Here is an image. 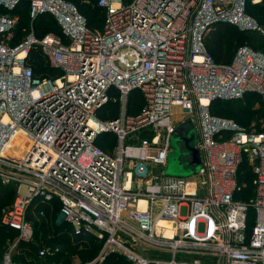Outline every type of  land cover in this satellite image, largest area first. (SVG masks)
I'll use <instances>...</instances> for the list:
<instances>
[{
  "label": "built area",
  "instance_id": "built-area-1",
  "mask_svg": "<svg viewBox=\"0 0 264 264\" xmlns=\"http://www.w3.org/2000/svg\"><path fill=\"white\" fill-rule=\"evenodd\" d=\"M20 1L0 0V182L16 192L0 225L17 232L16 242L29 241L28 213L43 216V205L52 210L55 201L75 234L102 241L94 259L78 264L112 252L131 264H264V131L209 112L212 100L245 93L264 103V53L242 45L218 63L204 46L218 22L263 32L244 9L264 0H93L103 12L98 29L71 0H29L28 31L12 44L11 10ZM41 13L54 17L60 35H35ZM32 48L57 75L33 74L25 64ZM135 89L142 105L129 114ZM109 101L118 110L108 118ZM184 121L194 128L200 166L189 177L167 175L169 139ZM19 132L23 147L14 140ZM104 133L114 134L109 150L96 144ZM243 162L252 171L246 201L236 197ZM15 243L1 264H22L12 258ZM60 248L42 245L37 255Z\"/></svg>",
  "mask_w": 264,
  "mask_h": 264
},
{
  "label": "trees",
  "instance_id": "trees-1",
  "mask_svg": "<svg viewBox=\"0 0 264 264\" xmlns=\"http://www.w3.org/2000/svg\"><path fill=\"white\" fill-rule=\"evenodd\" d=\"M71 1L76 5L78 11L85 18L88 27L92 29H98L101 27L103 12L96 3H92L93 0H91L90 3H86L84 0ZM28 4L29 0H21L19 4L11 10V13L17 16V23L13 29L14 38L12 44L17 43L28 31L30 24ZM245 7L249 8L250 16L255 18L258 25L264 30V1L259 4L246 3ZM231 26L234 25L223 22L214 23L205 33V49L211 54L215 62H229L235 53L236 45L243 41L264 53V32L261 34L258 31H243L241 34H233ZM32 27L37 37H41L47 32L61 34L60 27L56 23L54 17L48 13L37 15L32 21ZM25 60V64L31 67L33 74L36 76L53 77L59 72L57 69L49 66L45 57L37 48H32ZM141 105L142 100L139 91L137 89L132 90L127 99V112L129 114L136 113ZM103 109L109 111L108 118L113 117L117 114L118 102L109 101L105 104ZM209 112L217 117L231 119L247 131H264V103L257 94L245 93L241 97L234 99H214L209 104ZM101 137L96 144L104 150L111 149L114 144V134L104 133ZM103 137L106 138L104 139ZM238 183L239 189L236 193V197L243 201L248 200L253 192L252 171L245 162L240 164ZM14 191L15 188L12 184L0 187V206L2 203L8 204L11 201ZM43 208L45 210L43 216H34L31 212L28 213L33 222V231L38 235L35 234V238L40 240L41 246L58 245L61 247L60 251L63 250L69 254L77 252L82 263L91 261V259L98 253L102 241H98L90 233L75 234L71 229L70 224L58 217L59 204L57 202L54 201L52 210L46 205H43ZM252 213V209L249 208L247 211L249 227L252 223ZM50 220L55 226H51ZM16 234L17 232L15 230L0 225V257L5 241L8 238H13ZM33 237L29 241H19L18 247L20 250L24 251V253L26 251V254L32 256L34 260L41 259L42 263H44L43 258H40L37 255L38 248H35L31 244ZM79 245H83L84 249L78 251ZM116 255V253L106 255L101 264H131L128 259H121ZM21 260L22 262L26 260L24 255Z\"/></svg>",
  "mask_w": 264,
  "mask_h": 264
},
{
  "label": "rangeland",
  "instance_id": "rangeland-1",
  "mask_svg": "<svg viewBox=\"0 0 264 264\" xmlns=\"http://www.w3.org/2000/svg\"><path fill=\"white\" fill-rule=\"evenodd\" d=\"M248 7L247 8L245 7L244 10H245V12L247 14L251 15L249 13V10H248L249 8ZM253 19L258 24L256 19L255 18H253ZM231 30H232L233 34H241V32H243V31H250V32L251 31L257 32L258 31L257 29H242L239 26H231ZM258 32H260L262 34L264 32V30H263V32H262V30H260ZM244 44L248 45L251 48L253 47L252 45H249V44L245 43V41L239 42L236 45V47H235V52H236V50H237V48L239 46L244 45ZM255 50H257V49H255ZM255 105H257V104H255ZM172 118H173V120H176V121L182 118V115L180 113V108L179 107L174 108L173 117ZM169 148H170V150L168 151V154H167V162H166V165L164 167V172L167 171L169 174H174L175 176H181V175L184 176V177L191 176L188 173L190 172V170L192 168L189 167L188 165H185V163L183 161L184 160V156L186 154L184 152L183 142L181 140L177 139L176 135L170 137V139H169ZM176 154L179 155L178 160H174L173 159L176 156ZM3 185H9V184H3V183L0 182V187H2ZM15 197H16V192L14 191L11 201L8 204L2 203V205L0 206V213L5 207H8L15 200ZM178 212H179L180 216H185L186 215V206L183 205V206L179 207ZM38 219H39V217H38ZM50 224H51L52 227L55 226L54 223H52L51 220H50ZM35 234H36L35 231H33L32 237H33V235H34V237L31 240V244L35 248H39L41 246V243H40V240L35 238V236L37 235V234L36 235ZM16 238H17V234L13 238H11V239L8 238L5 241V243H4L3 247H2V252H1V257H0V264H1V258H2L3 253L6 252L10 248V245H12L13 243L16 242ZM100 248L101 247H99V249H98V253L100 251ZM14 249L16 250V252L13 253L12 258L16 262H20L22 264H25V263H31V264H78V263H82V260L80 259L79 254L77 252L74 253V254H69V253H66V252H64L62 250L55 256L46 257L45 259H43L44 263H42L41 259L34 260L32 258V256L26 254V251L24 253V251L20 250L19 247H18V241L15 243V245L13 247V250ZM82 249H84V246L83 245H79L78 246V251H81ZM98 253L96 254V256L98 255ZM109 254H114V253L112 252V253H109ZM23 255L26 258V260L24 262H22V260H21ZM116 256L121 258V259H125L126 258L124 255H122L120 253H117ZM95 257H93V258H95ZM126 260H127V258H126ZM102 262H103V259L101 261H98L97 264H101Z\"/></svg>",
  "mask_w": 264,
  "mask_h": 264
},
{
  "label": "water",
  "instance_id": "water-1",
  "mask_svg": "<svg viewBox=\"0 0 264 264\" xmlns=\"http://www.w3.org/2000/svg\"><path fill=\"white\" fill-rule=\"evenodd\" d=\"M182 131L185 132V137L182 136ZM176 133H177V139L183 140L185 148L191 153L192 157V163L193 168L190 170L188 174L192 175L197 173L200 162H199V154L197 149L194 147L195 143V131L193 126L189 123V121H184L177 125L176 127ZM179 155L176 154V156L173 158L174 160H178ZM165 174L167 175H174L169 174L167 171H165ZM182 176V175H181Z\"/></svg>",
  "mask_w": 264,
  "mask_h": 264
},
{
  "label": "bare ground",
  "instance_id": "bare-ground-1",
  "mask_svg": "<svg viewBox=\"0 0 264 264\" xmlns=\"http://www.w3.org/2000/svg\"><path fill=\"white\" fill-rule=\"evenodd\" d=\"M14 140H15V143L17 145H21V147H23L22 146L23 145V142L22 141H24L25 139H24V137H22V134L20 132L18 133V135L16 136V138ZM5 151H7V150L5 149L3 152L5 153ZM161 223H164V221H161Z\"/></svg>",
  "mask_w": 264,
  "mask_h": 264
},
{
  "label": "crops",
  "instance_id": "crops-1",
  "mask_svg": "<svg viewBox=\"0 0 264 264\" xmlns=\"http://www.w3.org/2000/svg\"><path fill=\"white\" fill-rule=\"evenodd\" d=\"M15 252H16V250L14 249L13 252H12V256H13V253H15Z\"/></svg>",
  "mask_w": 264,
  "mask_h": 264
}]
</instances>
